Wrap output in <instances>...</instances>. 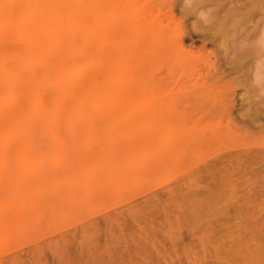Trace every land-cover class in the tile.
I'll list each match as a JSON object with an SVG mask.
<instances>
[{
    "label": "rangeland",
    "instance_id": "1",
    "mask_svg": "<svg viewBox=\"0 0 264 264\" xmlns=\"http://www.w3.org/2000/svg\"><path fill=\"white\" fill-rule=\"evenodd\" d=\"M77 1L0 13V264H264V0Z\"/></svg>",
    "mask_w": 264,
    "mask_h": 264
},
{
    "label": "bare ground",
    "instance_id": "2",
    "mask_svg": "<svg viewBox=\"0 0 264 264\" xmlns=\"http://www.w3.org/2000/svg\"><path fill=\"white\" fill-rule=\"evenodd\" d=\"M70 1V2H69ZM76 1V2H75ZM33 2H35V5L37 6V8L38 7H41V6H47V8H49V10H55V9H59V8H61L60 6H64V9L65 10H63L62 9V13H63V18H64V20L65 19H67V21L65 22V21H63V19L62 20H60V21H58L57 22V24L55 25V27H53V28H51L49 31H47V33H45V36L43 37V39H49V38H51V39H53V33H54V29L56 28V26L58 27V24H59V22L61 23V22H63L64 24H62V25H64L65 26V24H66V26L68 27V25L69 24H67L68 23V21L72 24V26H70V31H72V32H74L71 28L72 27H74V28H76L77 27V29H79V25L75 22V20L78 22V21H80L81 20V18L83 17H81L80 16V14H81V12H79L78 11V13H77V10H76V8L78 9V7H79V4L81 3V2H79V1H77V0H68V2H66L65 0H33ZM68 3H71V5H68ZM76 3V4H75ZM83 3V2H82ZM252 5V4H251ZM78 6V7H77ZM81 6V5H80ZM250 6V5H249ZM76 7V8H75ZM241 7H243L242 5H240V8ZM3 10H6L7 12L9 11V0H0V13H1V11H3ZM9 13V12H8ZM80 13V14H79ZM78 14H79V16L81 17L80 18V20H77V19H79L78 17ZM84 14V13H83ZM243 14V13H242ZM238 16V15H237ZM240 16H242V15H240ZM239 17V16H238ZM238 17H237V19H238ZM241 20V19H240ZM245 21H246V19H245ZM244 21V22H245ZM76 23V24H75ZM74 25H77V26H74ZM66 27V28H67ZM229 27V26H228ZM68 29V28H67ZM69 29H68V31H69ZM80 30V29H79ZM83 30H86L85 28L84 29H82V31ZM234 30V29H233ZM241 32H242V30H241ZM243 33V32H242ZM7 35V34H6ZM247 36V35H246ZM92 37V36H91ZM87 39V37L85 38V40ZM94 39V38H93ZM93 39H91V40H93ZM222 39V38H221ZM84 40V41H85ZM86 41H88V40H86ZM94 41V40H93ZM47 42H48V40H47ZM46 42V44H44L42 47H41V56H40V59H42V64L39 66V65H37L36 67H38L37 69H40V70H44L45 69V67L47 66L46 64H49L51 61V59H50V53L52 52V50H54V49H56L57 51H61L62 49H60V50H58V47H59V45L56 43V44H54V45H52V43L51 44H49V43H47ZM89 44V43H88ZM93 44V43H92ZM92 44H91V46H92ZM85 46H86V43H85ZM88 46V45H87ZM90 46V47H91ZM90 47H86L89 51L92 49H90ZM76 48H77V46H76ZM85 48V47H84ZM78 49V48H77ZM76 49V51L78 52L79 51V49L77 50ZM101 49V48H100ZM100 49H98V50H100ZM72 50V49H71ZM86 49H84V52L83 53H86L87 51H85ZM95 50H97V48H95ZM76 52V53H77ZM82 55H80V56H82V57H84L83 56V53L81 52V51H79ZM78 52V53H79ZM6 53H8V52H6ZM74 55L76 54L75 53V50L73 49V52H72ZM78 53H77V55H78ZM93 53V52H92ZM99 53H100V51H99ZM101 53H102V51H101ZM100 53V54H101ZM65 54V53H64ZM69 54V53H68ZM84 55H86V54H84ZM94 56H96V54L94 55ZM86 57V56H85ZM98 57V56H97ZM60 58V57H59ZM78 58V57H77ZM76 58V59H77ZM94 58V57H93ZM96 58V57H95ZM8 59H9V53L8 54H5L1 59H0V71L1 70H3V68L5 67V65H7L8 63H7V61H8ZM82 59H84V58H82ZM98 59H99V57H98ZM71 60H72V58H71ZM91 60V59H90ZM50 61V62H49ZM86 61H87V59H86ZM104 61V60H103ZM93 62V61H92ZM33 63H37V59L36 58H34V57H24V59H23V61L19 64L20 65V67H27V66H29V65H31V64H33ZM91 63V62H90ZM98 63V65H99V62H97ZM66 64V63H65ZM85 64H87L86 62L84 63V66H85ZM91 64H93V63H91ZM90 64V65H91ZM79 65H80V60H79ZM103 66V65H102ZM64 67H67V65H64ZM83 67V66H82ZM93 67V66H92ZM81 68V67H80ZM79 68V71H81V69ZM84 68H86V67H84ZM99 68H101V67H99ZM68 69V68H67ZM88 69H90V68H88ZM69 70V69H68ZM103 72L102 73H105L104 72V67H102V69H101ZM34 71V70H33ZM96 71V70H95ZM95 71H93V72H95ZM98 71V70H97ZM96 74L98 73V74H100V75H102L101 74V71H98V72H95ZM0 74L2 75V72H0ZM67 74H69V73H67ZM89 75V74H88ZM105 75V74H104ZM103 75V76H104ZM90 76V75H89ZM57 77H58V73H57ZM92 78H94V76L92 77ZM101 78H102V76H101ZM106 79V78H105ZM61 80V79H60ZM97 80H100V78L98 77L97 78ZM103 80V79H102ZM94 81V80H93ZM104 81V80H103ZM99 82V81H98ZM60 82L58 81V79H55V80H53V82L51 83V87H53L54 89H56L57 91H59L60 89H62V88H66V87H64L63 85H62V87L60 86V84H59ZM65 83V82H64ZM87 83V82H86ZM85 83V85H86V87H87V85L88 84H86ZM66 84H68L67 83V81H66ZM100 82H99V86H100ZM78 86V85H77ZM89 86V85H88ZM69 86H67V89L69 90L70 88H68ZM80 89H81V87H80ZM77 91V90H76ZM78 92H80V90L78 91ZM91 92H92V90H91ZM81 94H83L82 92H81ZM82 96V95H81ZM84 96V95H83ZM78 97H80V96H78ZM8 98H9V96H8ZM63 98V96L61 97V99ZM65 98V97H64ZM73 99V98H72ZM74 99H76V98H74ZM8 100H11V99H5L4 101L6 102V103H4V105H7V103H8ZM63 100V99H62ZM86 100V99H85ZM74 101V100H73ZM87 101V100H86ZM75 102V101H74ZM73 102V103H74ZM79 105H83V104H79ZM80 106V107H81ZM38 112H39V104L37 103V104H35V105H28V106H26L25 107V109L20 113V114H23V115H28V114H38ZM78 113V112H77ZM9 116H10V118H9V120H8V122H7V124L5 125V127H3L2 129H1V131H0V133L3 135V136H8V137H6V138H9V133H13V136L14 137H21L22 136V134H24L25 133V135H27V131H28V126H29V123L27 122V121H24V120H19L18 118H17V112L16 111H11L10 112V114H9ZM96 117V116H95ZM101 117V116H100ZM88 118H90V117H88ZM91 119V118H90ZM70 122V121H69ZM69 125V127H70V123L68 124ZM71 128V127H70ZM14 129V130H13ZM47 131V132H46ZM44 134H48V137L50 138V142H52L53 141V139H51V138H53V136H49L50 135V133H49V131L48 130H45V132H44ZM1 135V137H3ZM7 140V139H6ZM5 141V140H4ZM8 141H9V139H8ZM18 141V140H17ZM28 142H30V140L29 141H27L26 142V140H25V145H26V143H28ZM35 142V141H34ZM33 142V143H34ZM56 142H57V140L54 142L53 141V144H56ZM6 143V142H5ZM2 144L3 143H1L0 144V146H2ZM21 144V143H20ZM35 144H37L36 142H35ZM33 147H35V145L33 146ZM53 147V146H52ZM36 148V147H35ZM38 149L40 148V147H37ZM43 148V147H42ZM235 148V147H234ZM38 149H36L37 150V152H39L38 151ZM41 149V148H40ZM21 153H19V155H18V157H20L21 159H24V157H25V155H27V153L29 152V151H26V150H22V151H20ZM36 151H33V153L34 154H36L37 153ZM4 154H6V153H4V148L3 147H0V158L2 159V157L4 156ZM37 155H38V153H37ZM42 155V154H41ZM45 156V155H44ZM5 157V156H4ZM3 179H4V177L2 178V181H3ZM1 181V182H2Z\"/></svg>",
    "mask_w": 264,
    "mask_h": 264
}]
</instances>
